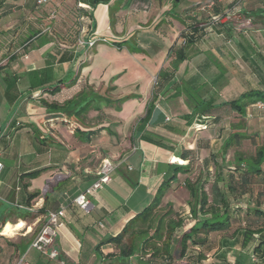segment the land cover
I'll return each mask as SVG.
<instances>
[{
  "label": "crops",
  "instance_id": "obj_1",
  "mask_svg": "<svg viewBox=\"0 0 264 264\" xmlns=\"http://www.w3.org/2000/svg\"><path fill=\"white\" fill-rule=\"evenodd\" d=\"M84 2L50 0L36 7L35 0H0V264L21 258L28 264H117L99 257L96 247L102 254L116 252L108 240L152 202L177 165L188 164L180 159L181 150L209 152L220 141L219 128L228 129L198 125L201 118L190 117L177 92L181 82L193 79L194 86L205 89L203 98L215 104L249 90L264 91V0H109L94 8ZM75 4L90 17L77 14V43L70 45L67 18ZM215 15H223L217 26L211 23ZM152 27L153 35L172 43L166 61L154 68L134 60L129 50L103 42L137 40L141 30ZM31 31L39 33L22 45ZM181 34L192 35L193 41L186 59L173 69ZM89 39L96 40L93 48L78 45ZM118 70L119 81L111 82ZM159 73L171 76L153 97L152 80ZM76 97L74 113L48 111L41 103L63 105ZM124 97L129 99L116 109L114 101ZM84 106L87 110L77 113ZM148 106L154 117L140 132ZM262 106L258 112L246 110L258 125L249 134L255 147L264 142ZM104 158L115 168L111 181L89 197L92 206L83 211L73 199L96 180ZM260 170L243 198L258 196L264 210V164ZM35 171L40 173L26 176ZM189 175L178 173L170 190L184 186ZM59 208L64 215L54 244L58 258L51 260L30 243L47 213ZM4 226L11 230L8 236L2 234ZM236 259L254 264L250 250L232 248L226 260ZM205 263L225 264L212 257Z\"/></svg>",
  "mask_w": 264,
  "mask_h": 264
},
{
  "label": "trees",
  "instance_id": "obj_2",
  "mask_svg": "<svg viewBox=\"0 0 264 264\" xmlns=\"http://www.w3.org/2000/svg\"><path fill=\"white\" fill-rule=\"evenodd\" d=\"M83 1L94 8L98 4L108 3L109 0H80L82 3ZM35 6L42 7L36 4V0ZM80 13L90 17L86 11L77 9L76 4L68 11L70 17L67 18L69 24L65 42L70 45L77 43L80 29L77 14ZM217 17L223 15L211 18L214 26L219 25L213 23ZM38 33L31 31L28 37L22 39L21 44H26ZM180 39L181 47L175 50L171 64L173 69L186 59V50L193 41L192 35L181 34ZM170 76L171 73L158 74L153 86V97L157 96L162 81H168ZM193 83V79L182 81L177 91L184 97L190 109V117L205 119L214 116L210 123L201 119L198 121V125L204 129L208 128L207 126L213 129L226 125L229 119L230 121L227 130L223 126L219 128L217 139L220 141L210 149L207 157L200 160L196 178L184 180V188L188 194L186 205L192 224L183 229L184 220L174 210L173 205L166 203L162 206L164 193L170 189L176 175L191 173L192 167L190 168L189 164L199 161V152L182 149L179 157L182 161H188V164L177 165L174 175L160 184L152 202L128 220L117 235L108 240V243L114 245L116 252L102 254L99 247H96L99 257L114 259L117 264H126L129 259L136 260L137 264H206L208 257L216 258L225 264H241L238 259L233 263L226 260L229 251L238 248L241 251L250 250L254 264H264V210L260 208L258 196L256 200L243 198L244 194L251 191L252 177L261 172L260 166L264 164V142L255 147L252 155L235 151L233 163H229L224 170L225 158L232 148H237L244 140L253 143V137L247 134L245 129L246 110L249 108L250 112H258L257 103L264 105V91L249 90L235 100L215 104L212 99L205 100V89L196 87ZM77 99L79 98L76 97L63 105L48 104L45 101L41 103L48 111L74 113L78 105ZM128 99L129 97H124L115 100L116 109ZM106 105L109 103L106 102ZM87 108L88 106H84L77 113L84 112ZM154 113L152 106H148L144 118L139 122L138 131L141 132L144 125L151 123ZM187 119L188 125L190 119ZM181 160L176 162L182 164ZM39 173L40 171H35L26 176L33 178ZM33 197L35 194L30 195L28 200ZM179 229L183 230L175 241V232Z\"/></svg>",
  "mask_w": 264,
  "mask_h": 264
},
{
  "label": "rangeland",
  "instance_id": "obj_3",
  "mask_svg": "<svg viewBox=\"0 0 264 264\" xmlns=\"http://www.w3.org/2000/svg\"><path fill=\"white\" fill-rule=\"evenodd\" d=\"M142 27H144V26H142ZM153 31H154V27H152L151 29L146 28V29L141 30L137 35V37H138L137 40L128 39L124 42H121V41L118 42V41H114V40L108 41L106 39L107 41L103 40V42L104 43H110V45H112L114 43L113 46L118 51L121 47L125 48L126 50H129L130 52H132V55L135 56L134 60L136 59V60L140 61V63L144 61L145 62L144 65H149L150 67L154 68V67H157L158 65H161L162 63H164L166 61L167 49H168L169 45H171L172 43L170 44V40L167 38L164 39V38L158 37L157 35H153ZM93 47L94 46L89 47V48H93ZM96 47L97 46H95V50L97 49ZM141 50H144L145 53L141 52ZM90 54H92V53H89V55H88L89 58H90ZM123 59L124 58L118 60L119 64H120V62H124ZM135 62L139 63L137 61H135ZM135 62L131 63L132 69H134L136 67ZM119 64H117V65H119ZM119 72H120L119 70L117 72H115V75H113L111 78V82L119 81V76H120ZM137 76H140V79H142V81H144L143 75L138 74ZM126 78H127V80H129L128 76H126ZM126 78H124L123 80H125ZM153 83L154 82L152 80V85H153ZM118 90H119V92L128 91L127 89H121V88ZM129 91L131 94L136 93L135 90H129ZM127 93H129V92H127ZM116 112H118V110H116ZM254 119L255 118H247L244 120L245 129L247 131V134H252V132L254 130H256L255 128L258 127L257 121H255ZM229 121H230V119H229ZM229 121H226L227 122L226 125H228ZM213 136H216V134L215 135L213 134ZM256 143L260 144V141H256ZM255 145L256 144L252 143L249 140H244L241 147L239 148V150L238 149L236 150L235 147L232 148L228 152V154L225 158V160H226L224 163L225 169H227L228 165L233 163L232 159H233L235 151L242 153V154H245V155H252L254 153ZM207 156H208V150L202 151V152L200 151L199 152V161H194L192 163L191 173L189 175L192 180L194 178H196V176L199 173L200 160L204 159ZM179 181H181V180L179 179ZM187 199H188V194H187V191L185 190L184 186L182 184H177L171 190L168 189L165 191L164 196H163V200H162V206H164L166 203L172 204L174 210L184 220L183 229L189 228L190 225L192 224V220H191L190 215H189V208L186 205ZM183 229H179L175 232V238H174L175 241L179 237L180 231H182ZM175 254L177 255V253H175ZM237 257H238V251H235L234 255H231V258L234 259ZM241 260H242V262L245 261L246 260L245 256L241 257ZM129 262H131L130 264H137L136 260H134V259H130ZM126 264H129V263H126Z\"/></svg>",
  "mask_w": 264,
  "mask_h": 264
},
{
  "label": "built area",
  "instance_id": "obj_4",
  "mask_svg": "<svg viewBox=\"0 0 264 264\" xmlns=\"http://www.w3.org/2000/svg\"><path fill=\"white\" fill-rule=\"evenodd\" d=\"M49 2L50 0H36V4L38 6H44ZM222 19V17H217L213 20V23H220ZM95 43L96 40L94 39L78 41V45L81 47H92L95 45ZM153 82L154 86L156 79H154ZM257 108L262 109V104H257ZM1 169L2 166L0 164V171ZM114 169L115 168L109 159H102L98 167L96 180L84 192L77 195L73 199V203L81 210L87 212L92 206L89 197L110 183L111 175ZM63 215V208H59L55 211H50L47 213L43 225L30 243L31 249L35 250L40 255L47 257L48 259L55 260L58 258V251L54 247V244L58 236L59 229L62 225L61 220ZM16 264L28 263L23 258H21L17 260Z\"/></svg>",
  "mask_w": 264,
  "mask_h": 264
},
{
  "label": "bare ground",
  "instance_id": "obj_5",
  "mask_svg": "<svg viewBox=\"0 0 264 264\" xmlns=\"http://www.w3.org/2000/svg\"><path fill=\"white\" fill-rule=\"evenodd\" d=\"M10 231H11V230H10L9 228H6V227H5V228H3V230H2V234L8 236L9 233H10Z\"/></svg>",
  "mask_w": 264,
  "mask_h": 264
}]
</instances>
